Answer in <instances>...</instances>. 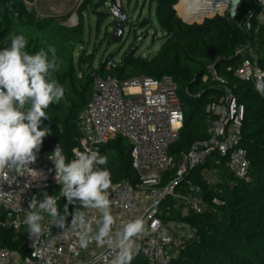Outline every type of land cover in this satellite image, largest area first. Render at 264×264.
<instances>
[{"label": "trees", "instance_id": "1", "mask_svg": "<svg viewBox=\"0 0 264 264\" xmlns=\"http://www.w3.org/2000/svg\"><path fill=\"white\" fill-rule=\"evenodd\" d=\"M24 1L31 3L33 0H0V49L10 47V33L26 36L29 53L54 46L60 68L53 76L65 89L64 97L47 110L49 120L44 124L51 135L44 138L41 150L59 144L70 159L78 140L76 121L91 99L95 76H111L118 80L140 75L173 79L183 114L178 139L169 148L175 162L194 142L207 138L206 107L210 103L228 91L243 106L241 146L247 153L246 178L233 177L225 167L226 160L213 154L204 167L197 168L184 179V183L201 188L206 210L202 214L187 212L182 215V208H175V201L167 198L161 204V217L164 221L187 225L192 231V237L181 241V247L169 264H264V97L255 91V79L240 81L232 71H227L229 67H237L243 59H251L264 73V55L257 61L249 55V49L264 42V26L256 19L261 9L255 1H247L249 16L244 15L239 25H235L229 15L216 16L201 25H187L176 15L177 0H150V5H154L155 21L162 31L160 49L150 60L127 53L119 67L109 71L105 70L108 58L100 59L95 66L94 54L87 53L83 24L88 8L96 16V29L110 18L99 11L105 8L108 0H99L96 4L92 0H82L74 26L64 25L69 15L39 16L28 9ZM243 4L242 1L238 10ZM238 10L235 18L240 16ZM247 20L249 29L245 28ZM140 26L151 27V21H142ZM211 68L225 84L201 82ZM102 155L108 157V164L103 167L108 168L113 182L136 181L130 167L129 147L123 139L118 137L105 145ZM207 168L216 172L215 185L200 177V172ZM175 172L172 169L162 176L163 185L174 179ZM65 203L63 199L60 208ZM70 207L73 211L74 207L80 209L78 205H68ZM24 232L22 229L15 234L11 229L0 228V249H18ZM131 264L147 263L137 256Z\"/></svg>", "mask_w": 264, "mask_h": 264}, {"label": "built area", "instance_id": "2", "mask_svg": "<svg viewBox=\"0 0 264 264\" xmlns=\"http://www.w3.org/2000/svg\"><path fill=\"white\" fill-rule=\"evenodd\" d=\"M254 1L262 11L264 0ZM24 4L31 9L29 2L24 1ZM118 8L119 2L116 1L112 13L121 18L117 14ZM228 9L229 0H225L211 16H203L200 21L188 22L183 16L178 18L187 25H201L205 20L222 16ZM245 28H250L248 20ZM240 53L241 50L238 51ZM120 63L109 60L105 70L116 69ZM257 69L255 61L243 59L237 67H229L227 71H232L236 79L248 82L264 74ZM208 79L225 84L213 68L201 78V82L206 83ZM206 114L207 138L194 142L186 153L179 154L175 162L169 148L178 139L183 114L173 79L170 76L152 79L145 75L129 80L111 76L93 78L91 99L76 121L78 140L71 150L70 159L75 156L73 149L83 151L85 147L92 148L102 155L103 147L118 137L127 143L130 167L136 181H112L108 195L114 231H119L121 225L129 220L142 218L145 222V231L135 238L133 260L141 256L147 264H169L181 247V241L192 237L187 225L174 220L164 221L161 206L169 198L175 201V208L181 207L186 213L202 214L206 205L201 188L184 183V179L197 168L204 167L213 154L226 160L225 167L233 177L246 178L247 153L241 146L243 106L226 91L206 107ZM55 146L40 149L37 160L30 165L43 177L24 176L12 185L0 184V228L11 229L15 234L22 229L25 231L18 249H0V264H111L114 252L109 251L106 245L93 240L87 247H79V233L83 231L79 227L61 231L54 226L39 238L27 234L23 216L31 198L36 196L42 200L44 193L59 195L53 165L47 159ZM172 169L176 171L174 179L163 185L162 176ZM26 183L28 188L24 187ZM63 199L61 197L58 201L59 210L63 209L60 208ZM79 210L84 211L89 220L90 233L94 232L99 213L94 209ZM68 211L66 224L71 220L73 209L70 207ZM180 229L185 230L187 235L177 231Z\"/></svg>", "mask_w": 264, "mask_h": 264}, {"label": "clouds", "instance_id": "3", "mask_svg": "<svg viewBox=\"0 0 264 264\" xmlns=\"http://www.w3.org/2000/svg\"><path fill=\"white\" fill-rule=\"evenodd\" d=\"M9 39L10 47L0 49V184L12 185L20 177H43L30 165L37 160L44 138L51 135L44 124L49 120L47 110L64 97L65 89L53 76L60 68L54 46L29 53L24 34L10 33ZM254 89L264 97V74L255 78ZM73 152L75 156L69 160L57 144L47 156L53 165L59 195L44 193L42 200L31 198L23 216L27 234L39 238L54 226L61 231L79 227L83 229L78 239L80 248L94 240L114 252L111 264H131L136 253L135 238L145 231L144 220H129L114 231L108 195L111 174L103 167L108 164V157L87 147ZM61 197L66 203L59 210ZM68 205L96 210L99 218L95 231L90 233L85 212L76 207L66 224Z\"/></svg>", "mask_w": 264, "mask_h": 264}, {"label": "rangeland", "instance_id": "4", "mask_svg": "<svg viewBox=\"0 0 264 264\" xmlns=\"http://www.w3.org/2000/svg\"><path fill=\"white\" fill-rule=\"evenodd\" d=\"M81 1L82 0H33L31 3L29 2L31 5H29V8L34 10L39 16L69 15L64 25L74 26L78 20L77 11L82 4ZM98 1L99 0H92V3L96 4ZM116 1L119 2V7H121L117 9V14L119 16L121 15V18L114 16L112 13ZM149 1L150 0H108L104 6L105 8L99 9V11L107 13L110 15V18L98 29L95 28L96 16L92 14L90 8L87 9L86 14L83 15L84 39L86 42L85 49L87 53L94 54L93 63L95 66L99 63L100 59L103 58H108V60H114L116 62L122 61L127 53H133L135 57L143 60H150L153 58L160 49L163 40L162 31L157 26L154 18V5H150ZM242 1L244 4L238 10L240 16L233 20L235 25L241 24L244 15L247 16L249 12V4L247 5V1L249 0ZM178 2L179 0H177V4ZM176 15L179 17L177 12ZM227 15H229L228 10L220 17H225ZM256 19L264 26V16L261 15V12L257 15ZM119 20L121 21L122 29H124L120 42L113 44L110 37ZM146 20L151 21V27L140 26L142 21ZM249 54L257 61L264 55V42L261 41L255 47L249 49ZM208 81L210 80L208 79ZM200 177L202 179H207L212 185L217 183L213 169H203L200 172ZM181 214L185 215L186 211L183 210ZM177 231L182 232V235H187L185 230L180 229Z\"/></svg>", "mask_w": 264, "mask_h": 264}, {"label": "bare ground", "instance_id": "5", "mask_svg": "<svg viewBox=\"0 0 264 264\" xmlns=\"http://www.w3.org/2000/svg\"><path fill=\"white\" fill-rule=\"evenodd\" d=\"M224 3L225 0H179L174 9L179 16H183L188 22L192 20L200 21L203 16H211L215 8Z\"/></svg>", "mask_w": 264, "mask_h": 264}, {"label": "water", "instance_id": "6", "mask_svg": "<svg viewBox=\"0 0 264 264\" xmlns=\"http://www.w3.org/2000/svg\"><path fill=\"white\" fill-rule=\"evenodd\" d=\"M242 0H229V9H228V13H229V18L231 20H234L237 14V10L238 7L241 5ZM234 9V14H232ZM261 15L264 16V9L261 11ZM122 37V28H121V24L117 23L114 27V30L111 34L110 40L113 44H117L120 42Z\"/></svg>", "mask_w": 264, "mask_h": 264}]
</instances>
